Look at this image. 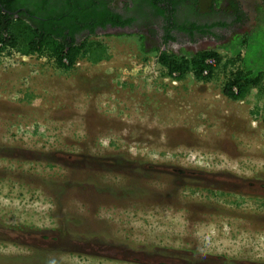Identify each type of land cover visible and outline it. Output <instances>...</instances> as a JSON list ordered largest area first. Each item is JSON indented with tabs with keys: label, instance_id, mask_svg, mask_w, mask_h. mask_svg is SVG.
I'll return each instance as SVG.
<instances>
[{
	"label": "rangeland",
	"instance_id": "374dc122",
	"mask_svg": "<svg viewBox=\"0 0 264 264\" xmlns=\"http://www.w3.org/2000/svg\"><path fill=\"white\" fill-rule=\"evenodd\" d=\"M241 1L257 71L264 8ZM91 42L69 71L0 54V264H264V93L224 95L233 52L204 44L205 82L136 36Z\"/></svg>",
	"mask_w": 264,
	"mask_h": 264
},
{
	"label": "flooded vegetation",
	"instance_id": "af4514ba",
	"mask_svg": "<svg viewBox=\"0 0 264 264\" xmlns=\"http://www.w3.org/2000/svg\"><path fill=\"white\" fill-rule=\"evenodd\" d=\"M66 6L90 16L88 23L81 22L71 36V27L60 19H67ZM260 6L264 8V0H260ZM1 11L3 20H22L29 24L35 35H51L64 46L66 54L85 40L100 35L136 36L141 46L150 48L157 55L164 51L177 54L175 48L178 47L198 53L206 51L202 49L204 44L228 48L234 46L230 45L233 40H241L251 32L241 33L251 20L241 0H221L218 4L216 0H0ZM2 25L0 33L7 37L6 24ZM109 30L114 32L107 33ZM2 46L6 45L0 42V48ZM4 51V54L20 55L22 61L33 58L42 65L64 71L74 69L86 60L79 57L72 63L66 57L61 64L47 46H36V50L28 55L11 46ZM218 258L219 262L220 259L226 261L221 263L232 264L225 257Z\"/></svg>",
	"mask_w": 264,
	"mask_h": 264
},
{
	"label": "trees",
	"instance_id": "16d2710c",
	"mask_svg": "<svg viewBox=\"0 0 264 264\" xmlns=\"http://www.w3.org/2000/svg\"><path fill=\"white\" fill-rule=\"evenodd\" d=\"M65 13L68 15L66 16L67 19L64 17H60V19L65 20L66 25L71 27L70 36L77 30L81 22L88 23L87 20L90 18L89 13L84 11L78 12L76 8H71L69 6L65 7ZM2 16H4L3 11L0 13V27L3 26L2 24L4 23L6 24L8 36L5 37L0 33V42L6 45L0 48V54L3 53L7 46L14 47L17 51L25 55L31 54L36 50V46H47L48 51L52 53L53 57L58 58L61 64L63 63V58L68 57L69 61L74 63L79 57H88L89 52H93V57H96H94V60L101 58V43H93L91 40H85L82 45L72 48V52L66 54L63 51L64 46L62 47V44L51 35H35L34 31L30 30L29 24L24 21L14 19L7 21V19L3 20ZM246 42L247 39L245 43ZM241 43H243V41ZM141 47L142 50H145L143 46ZM236 48L237 46L228 47V49L233 52L234 56L225 61L224 66H232L235 69L232 70L228 76L223 90L224 95L232 100H243L253 89H257L261 93H264V69L262 68L255 71L251 66L247 65V54L245 53L243 55L241 50ZM75 49L77 51H73ZM80 49L83 51H80ZM210 58L215 59L217 66L222 60V56L213 49L198 53H190L188 55L174 54L172 52L168 53L166 51L157 54V62L166 69L168 75L176 76L177 79H181L188 73H193L196 80L205 82H209L213 79V72L215 70L214 67L206 63V60ZM206 69L209 70L207 75L204 74Z\"/></svg>",
	"mask_w": 264,
	"mask_h": 264
},
{
	"label": "built area",
	"instance_id": "2783aa9c",
	"mask_svg": "<svg viewBox=\"0 0 264 264\" xmlns=\"http://www.w3.org/2000/svg\"><path fill=\"white\" fill-rule=\"evenodd\" d=\"M206 63H207L209 66H212V67H214V66L217 65L215 59H213V58L207 59V60H206ZM208 72H209V70L206 69L205 72H204V74L207 75Z\"/></svg>",
	"mask_w": 264,
	"mask_h": 264
},
{
	"label": "water",
	"instance_id": "95a60500",
	"mask_svg": "<svg viewBox=\"0 0 264 264\" xmlns=\"http://www.w3.org/2000/svg\"><path fill=\"white\" fill-rule=\"evenodd\" d=\"M110 32H114V31H112V30H109V32H107V33H110Z\"/></svg>",
	"mask_w": 264,
	"mask_h": 264
},
{
	"label": "clouds",
	"instance_id": "9594fccd",
	"mask_svg": "<svg viewBox=\"0 0 264 264\" xmlns=\"http://www.w3.org/2000/svg\"><path fill=\"white\" fill-rule=\"evenodd\" d=\"M215 67V66H214Z\"/></svg>",
	"mask_w": 264,
	"mask_h": 264
}]
</instances>
